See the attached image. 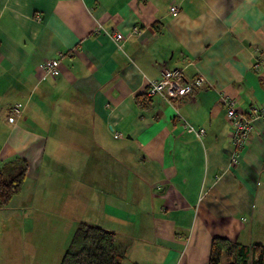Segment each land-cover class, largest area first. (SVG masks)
I'll return each instance as SVG.
<instances>
[{"label":"crops","instance_id":"1","mask_svg":"<svg viewBox=\"0 0 264 264\" xmlns=\"http://www.w3.org/2000/svg\"><path fill=\"white\" fill-rule=\"evenodd\" d=\"M48 59L56 75L39 70ZM177 68L204 82L145 95ZM224 98L264 104V0H0V165L28 164L18 194L43 264L79 223L113 232L122 264H207L215 237L263 243L264 119L232 163Z\"/></svg>","mask_w":264,"mask_h":264},{"label":"trees","instance_id":"2","mask_svg":"<svg viewBox=\"0 0 264 264\" xmlns=\"http://www.w3.org/2000/svg\"><path fill=\"white\" fill-rule=\"evenodd\" d=\"M27 169V162L19 156L0 165V207L20 191ZM123 258L113 232L79 223L59 264H122ZM207 264H264V244L244 245L215 237Z\"/></svg>","mask_w":264,"mask_h":264},{"label":"built area","instance_id":"3","mask_svg":"<svg viewBox=\"0 0 264 264\" xmlns=\"http://www.w3.org/2000/svg\"><path fill=\"white\" fill-rule=\"evenodd\" d=\"M172 12L176 11L175 7L171 8ZM114 39L119 41L120 34H115ZM59 60L48 59L39 66V70L45 75H56L58 73ZM203 78L196 76L189 82L181 80V71L179 69H164L160 73V77L156 80L149 81L145 90L148 97L161 96L164 99H175L192 92L195 86L201 85ZM227 106L226 119L231 126V143L234 152L231 155V162L235 163L239 156L238 153L247 145L250 130L253 123L258 119H264V104L261 107H251L247 113L240 112L235 107L234 100H224ZM16 110V107L14 108ZM13 117L9 116L8 120ZM186 131L200 138L204 134V129L194 128L189 124H185ZM116 135V134H115Z\"/></svg>","mask_w":264,"mask_h":264},{"label":"rangeland","instance_id":"4","mask_svg":"<svg viewBox=\"0 0 264 264\" xmlns=\"http://www.w3.org/2000/svg\"><path fill=\"white\" fill-rule=\"evenodd\" d=\"M27 191L24 189L20 194L18 192L5 206L0 207V264H25L30 258L35 260L33 264H43L40 254L44 253V248L41 247L38 252L32 243L28 244L31 242L32 233L30 229L24 230V218L28 217V214L25 216L23 213ZM48 216L54 218L55 214L51 213ZM27 226L28 220L25 222V229ZM7 227L11 228L9 232ZM261 244H264V241Z\"/></svg>","mask_w":264,"mask_h":264},{"label":"bare ground","instance_id":"5","mask_svg":"<svg viewBox=\"0 0 264 264\" xmlns=\"http://www.w3.org/2000/svg\"><path fill=\"white\" fill-rule=\"evenodd\" d=\"M173 7L176 8V6H173ZM171 8H172V7H171ZM171 8H170V11H171ZM176 11H177V8H176ZM176 11H175V12H176ZM171 12H172V11H171ZM175 12H172V13H175ZM134 31H136V29H134ZM117 34H119V33H117ZM120 35H121V34H120ZM122 39H123V35H121V39H120V40H122ZM120 40H119V41H120ZM57 60H58V59H57ZM177 69H178V68H177ZM167 70H168V69H167ZM172 70H173V69H172ZM179 70H180V69H179ZM180 71H181V70H180ZM195 77H196V76H195ZM195 77H194V78H195ZM201 77H202V76H201ZM202 78H203V77H202ZM181 80H182L183 82H189V81H186V80L183 79V77H182V72H181ZM190 81H191V80H190ZM203 82H204V79H203ZM203 82H202V83H203ZM146 87H147V86H146ZM145 90H146V89H145ZM192 90H193V89H192ZM145 95H146V93H145ZM188 95H189V94H188ZM146 96H147V95H146ZM185 96H186V95H185ZM147 97H148V96H147ZM182 97H183V96H182ZM149 98H152V97H149ZM179 98H180V97H179ZM175 99H178V98H175ZM226 99H231V98H224L223 100H226ZM231 100H233V99H231ZM234 102H235V101H234ZM224 103H225V101H224ZM225 105H226V103H225ZM235 107H236V106H235ZM236 108H237V107H236ZM226 112H227V106H226ZM246 113H247V112H246ZM10 116H12V115H10ZM196 129H198V128H196ZM204 134H205V131H204ZM204 134H203V135H204ZM203 135H202V136H203ZM202 136H201V137H202Z\"/></svg>","mask_w":264,"mask_h":264}]
</instances>
